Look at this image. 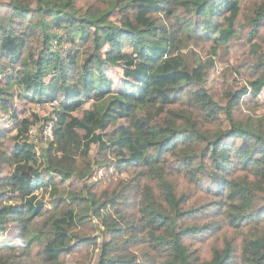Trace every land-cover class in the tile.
<instances>
[{
  "label": "trees",
  "instance_id": "1",
  "mask_svg": "<svg viewBox=\"0 0 264 264\" xmlns=\"http://www.w3.org/2000/svg\"><path fill=\"white\" fill-rule=\"evenodd\" d=\"M34 1L0 0V111L17 124L10 153L0 131V230L19 233L0 264H264V0ZM243 26L250 63L207 89ZM185 41L210 54L190 64ZM15 98L58 101L39 151Z\"/></svg>",
  "mask_w": 264,
  "mask_h": 264
},
{
  "label": "rangeland",
  "instance_id": "2",
  "mask_svg": "<svg viewBox=\"0 0 264 264\" xmlns=\"http://www.w3.org/2000/svg\"><path fill=\"white\" fill-rule=\"evenodd\" d=\"M32 3L34 4L35 1L31 0ZM10 11V6L7 3L0 2V14L2 13H8ZM240 37L235 41L233 44L232 48H230L229 51V56L227 61L222 60V55H216L214 57V65L210 67L207 79L205 80L204 86L208 89L213 83H216L219 79V75L223 69L231 68L235 63L236 58H242L245 61H248L250 63L251 61V54H248L247 56L242 55V50L239 52V49L242 47H245V39L249 36V29L245 26H243L240 29ZM125 40V39H124ZM182 52L181 54L184 55L185 60L188 59L190 61V64L193 61L194 58V52L200 54L203 58H206V55H209V42H201L200 44H195V43H189L187 41L182 43V48L180 49ZM125 53H131L130 49H127V47L124 49ZM227 57V56H226ZM107 71H109L110 75L115 78L114 82V91H120V89H117V86H119V80L121 77V68L118 67H110ZM233 76H236L238 81L241 83L246 82V79L248 78L246 73H239L236 74L233 72ZM119 79V80H118ZM264 95L260 96L259 99V105H257L256 111L259 112V114L264 112ZM58 102V101H57ZM57 102H54V104H48L45 102H40V101H34V100H27V99H14V104L12 107L14 108L15 112L17 113L19 118L24 117L25 115L28 116L30 119H33L34 114L38 118L37 120H34V122L30 125V129L28 131V139L32 141L33 143L36 144L37 151L40 150V147L43 146L42 144H46L47 140L43 138V126L46 122V118H49L52 116V111L55 109V105H58ZM54 105V106H53ZM259 106V107H258ZM84 107H87V104L84 105ZM244 110H247L246 108ZM48 122V121H47ZM0 131L6 135L8 138L4 140L5 146L7 148V151L10 153L11 151V145H12V140L10 136L14 135L17 130L14 128V123L11 118V114L8 113H3L0 111ZM98 144L94 143L92 144L91 150L89 152L88 157L85 159L86 163H92L94 162V159L96 158V150H97ZM146 153L150 155L151 150L147 149ZM37 162H40L41 159L39 155L35 158ZM34 157L31 158V161L35 163ZM96 175L92 178H95L100 175L107 174V172H115V169L113 165H105L102 167H96ZM121 176H126V174H121ZM87 182H90V178L87 179ZM70 184V183H69ZM46 197L48 199V196L45 195V202H46ZM11 199V198H9ZM12 201V200H11ZM51 205L50 202H47V207ZM46 206V205H45ZM46 209V207H45ZM98 231L97 234L101 238V232L99 229V224L97 225ZM18 226L17 223H12L9 224L6 227V230L2 232L0 230V248L4 246H15L18 244ZM41 246L35 245L33 253L36 254ZM98 255V250L95 253L94 256V261L92 264L96 262ZM68 262H74L77 260V256L75 254L68 255L66 257Z\"/></svg>",
  "mask_w": 264,
  "mask_h": 264
},
{
  "label": "built area",
  "instance_id": "3",
  "mask_svg": "<svg viewBox=\"0 0 264 264\" xmlns=\"http://www.w3.org/2000/svg\"><path fill=\"white\" fill-rule=\"evenodd\" d=\"M45 103H48V104H54V102H57L56 100L54 101H44ZM42 103V102H41ZM58 103V102H57ZM54 106V105H53ZM14 123V121H13ZM43 138L46 140L47 137H52V128H51V125L49 123H45L44 126H43Z\"/></svg>",
  "mask_w": 264,
  "mask_h": 264
},
{
  "label": "clouds",
  "instance_id": "4",
  "mask_svg": "<svg viewBox=\"0 0 264 264\" xmlns=\"http://www.w3.org/2000/svg\"><path fill=\"white\" fill-rule=\"evenodd\" d=\"M40 102H44V101H40ZM26 116V115H25ZM26 117H28V116H26ZM12 121H14V128H16V130H17V124H16V121L12 118Z\"/></svg>",
  "mask_w": 264,
  "mask_h": 264
}]
</instances>
